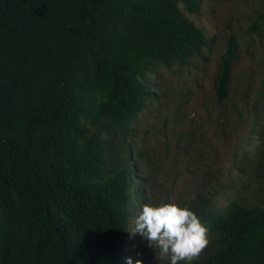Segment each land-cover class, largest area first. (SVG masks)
I'll list each match as a JSON object with an SVG mask.
<instances>
[{
  "label": "trees",
  "instance_id": "16d2710c",
  "mask_svg": "<svg viewBox=\"0 0 264 264\" xmlns=\"http://www.w3.org/2000/svg\"><path fill=\"white\" fill-rule=\"evenodd\" d=\"M201 0H0V264H135L129 230L147 204L140 177L166 76L209 40L182 11ZM247 35L264 42V0ZM228 39L214 82L229 97ZM264 200V126L255 163ZM209 245L181 264H264V204L183 202ZM135 246V247H134Z\"/></svg>",
  "mask_w": 264,
  "mask_h": 264
},
{
  "label": "rangeland",
  "instance_id": "374dc122",
  "mask_svg": "<svg viewBox=\"0 0 264 264\" xmlns=\"http://www.w3.org/2000/svg\"><path fill=\"white\" fill-rule=\"evenodd\" d=\"M263 0H201L200 14L185 15L209 40V50L194 65L166 76V105L155 106L153 127L140 135L144 154L140 177L146 180L147 204L183 202L198 197L220 206L226 199L256 197L255 163L260 131L264 126V42L247 35ZM236 36L239 50L230 75L229 97L216 102L214 82L228 39ZM141 210V209H140ZM135 211V215L139 211ZM133 224V220H132ZM137 234L133 236V239ZM142 245L147 239L142 237ZM135 261L171 264L159 250L137 247ZM187 263L180 261L178 264Z\"/></svg>",
  "mask_w": 264,
  "mask_h": 264
},
{
  "label": "clouds",
  "instance_id": "9594fccd",
  "mask_svg": "<svg viewBox=\"0 0 264 264\" xmlns=\"http://www.w3.org/2000/svg\"><path fill=\"white\" fill-rule=\"evenodd\" d=\"M129 232L139 233L160 256H170L171 264L191 262L209 245L208 229L195 212L175 203L144 204L133 219ZM135 247V246H134ZM131 264V258H128ZM136 264H143L137 260Z\"/></svg>",
  "mask_w": 264,
  "mask_h": 264
}]
</instances>
